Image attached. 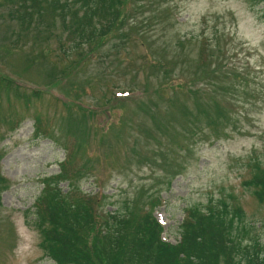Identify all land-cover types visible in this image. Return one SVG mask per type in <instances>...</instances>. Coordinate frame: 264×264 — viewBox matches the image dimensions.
<instances>
[{
  "label": "rangeland",
  "instance_id": "rangeland-1",
  "mask_svg": "<svg viewBox=\"0 0 264 264\" xmlns=\"http://www.w3.org/2000/svg\"><path fill=\"white\" fill-rule=\"evenodd\" d=\"M122 4V21L95 15L98 29L82 38L51 12L24 29V8L0 0V264H56L40 245L36 203L72 145L79 175L59 183L64 192L98 195L106 214L154 210L173 243L187 209L215 206L242 247L259 241L264 256V202L251 181L264 166L262 5ZM204 36L217 73L200 80L201 94L192 87L205 72Z\"/></svg>",
  "mask_w": 264,
  "mask_h": 264
},
{
  "label": "trees",
  "instance_id": "trees-1",
  "mask_svg": "<svg viewBox=\"0 0 264 264\" xmlns=\"http://www.w3.org/2000/svg\"><path fill=\"white\" fill-rule=\"evenodd\" d=\"M252 1L255 6L262 5L260 12L264 17V0ZM9 2L24 8L23 13L26 15H21L19 9L15 13L22 20L21 27L28 30L39 27L42 23L38 22L39 18L47 12L53 14L54 21L60 18L66 30L77 26L80 31L72 32L71 35L80 37L92 31L95 33L98 29V24L93 20L95 15L101 19L100 24L105 19L114 22L122 21L123 18L122 0ZM69 21L72 23L69 24ZM207 43L208 39L204 36L200 49V68H204L205 72L198 73L199 81L217 73V70H209L206 66L210 58ZM160 72L159 88L162 90L167 88V77H171L172 72L168 68ZM203 85L207 84L201 82L200 86L192 89L202 94ZM178 86L182 87V84ZM143 92L146 94L149 90L145 87ZM209 97L220 104L215 94ZM80 106L85 107L82 104ZM39 122L38 130L48 133L47 128H43V121ZM73 153L74 145L68 147L67 158L60 164L61 172L46 179L45 189L36 203L35 226L41 233L40 245L56 264H264L260 242H256L253 248L247 246L244 249L234 236V219L227 217V211L215 206L207 207L204 212L197 208L187 209L180 225V240L172 243L163 239L164 227L154 215V210H145L141 215L133 211L132 215L127 212L106 214L99 210L98 195L64 192L58 187L59 183L79 175L74 156L71 155ZM5 181L0 175V182ZM251 181L256 188L255 194L264 202V166L257 167ZM240 253H243V257L237 258Z\"/></svg>",
  "mask_w": 264,
  "mask_h": 264
}]
</instances>
